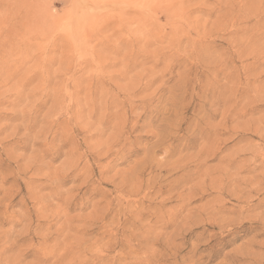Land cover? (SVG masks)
I'll return each instance as SVG.
<instances>
[{"label":"rangeland","instance_id":"rangeland-1","mask_svg":"<svg viewBox=\"0 0 264 264\" xmlns=\"http://www.w3.org/2000/svg\"><path fill=\"white\" fill-rule=\"evenodd\" d=\"M0 264H264V0H0Z\"/></svg>","mask_w":264,"mask_h":264}]
</instances>
